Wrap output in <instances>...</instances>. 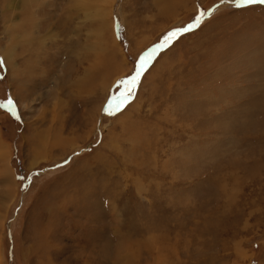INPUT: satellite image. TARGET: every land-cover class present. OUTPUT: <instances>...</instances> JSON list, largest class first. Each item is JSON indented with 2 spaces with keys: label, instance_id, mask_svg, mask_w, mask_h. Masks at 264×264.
<instances>
[{
  "label": "rangeland",
  "instance_id": "obj_1",
  "mask_svg": "<svg viewBox=\"0 0 264 264\" xmlns=\"http://www.w3.org/2000/svg\"><path fill=\"white\" fill-rule=\"evenodd\" d=\"M0 153V264H264V4L0 0Z\"/></svg>",
  "mask_w": 264,
  "mask_h": 264
},
{
  "label": "bare ground",
  "instance_id": "obj_2",
  "mask_svg": "<svg viewBox=\"0 0 264 264\" xmlns=\"http://www.w3.org/2000/svg\"><path fill=\"white\" fill-rule=\"evenodd\" d=\"M228 1H229V0H228ZM235 1H236V0H235ZM248 1H257V2L260 1L261 3L264 4V0H248ZM221 2H222V1H221ZM156 3H157V2H156ZM236 3H237V2H236ZM219 5H220V4H219ZM258 5H259V4H258ZM159 7H160V6H159ZM160 9H161V8H160ZM99 10H100V9H99ZM29 20H33V19L30 17ZM33 21H34V20H33ZM19 22H20V21H18V23H17V22H16V23L19 24ZM22 22H23V21H22ZM22 22H21V23H22ZM7 23H8V22H7ZM16 23H15L14 21H12V23L10 24V22H9V23L6 25V28L15 31ZM34 25L36 26V29H37V24H36L35 21H34ZM10 32H11V31H10ZM35 34H36V33H35ZM14 36H15V35H14ZM23 36H24L23 38H24L25 40H27V41L30 42V40H31L30 37H26L25 35H23ZM28 38H29V39H28ZM13 39H15V37H14ZM40 42H41V41H40ZM15 44H16V43H14V42L11 40L10 43H9V45H6L8 49L5 48V49H6L5 59H6V61H7L8 63H11L10 59L12 58V51H13V49L15 48ZM3 49H4V48H3ZM8 50H9V53H8ZM3 52H4V51H3ZM28 63H29V62H28ZM31 65H33V64H31ZM21 81H24V79H23V80L21 79ZM19 82H20V80H19ZM20 83H21V82H20ZM20 85H21V84H20ZM58 139H59V138H58ZM2 150H3V149H2ZM3 151H4V150H3ZM3 151H2V152H3ZM0 154H1V153H0ZM3 155H4V154H3ZM3 155H2V156H3ZM2 156H0V157H2ZM6 169H7V168H6ZM4 172H5V173H8L7 170H4V169H3L2 174H3ZM4 181H5V183H6V181H7V179H5V176H4ZM4 185H5V184H4Z\"/></svg>",
  "mask_w": 264,
  "mask_h": 264
},
{
  "label": "water",
  "instance_id": "obj_3",
  "mask_svg": "<svg viewBox=\"0 0 264 264\" xmlns=\"http://www.w3.org/2000/svg\"><path fill=\"white\" fill-rule=\"evenodd\" d=\"M242 1H248V0H236L235 2H242Z\"/></svg>",
  "mask_w": 264,
  "mask_h": 264
}]
</instances>
